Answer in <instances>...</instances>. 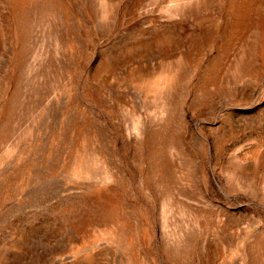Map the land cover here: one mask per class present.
<instances>
[{"label":"rangeland","instance_id":"obj_1","mask_svg":"<svg viewBox=\"0 0 264 264\" xmlns=\"http://www.w3.org/2000/svg\"><path fill=\"white\" fill-rule=\"evenodd\" d=\"M0 264H264V0H0Z\"/></svg>","mask_w":264,"mask_h":264}]
</instances>
